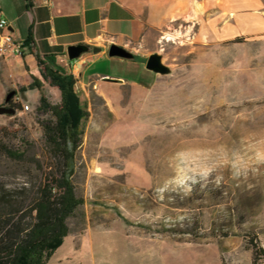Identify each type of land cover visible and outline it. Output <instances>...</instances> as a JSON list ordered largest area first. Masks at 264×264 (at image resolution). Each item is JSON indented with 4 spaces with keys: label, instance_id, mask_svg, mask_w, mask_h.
Here are the masks:
<instances>
[{
    "label": "rangeland",
    "instance_id": "rangeland-1",
    "mask_svg": "<svg viewBox=\"0 0 264 264\" xmlns=\"http://www.w3.org/2000/svg\"><path fill=\"white\" fill-rule=\"evenodd\" d=\"M253 13L243 22L254 26ZM196 30L148 29L123 46L135 58L91 64L89 73L126 81L82 77L84 62L75 65L88 111L73 176L83 203L43 264H264V35L198 43ZM150 54L165 71L145 67ZM9 66L22 110L0 112V125L18 128L8 140L21 146L22 123L38 152L39 91L23 66ZM29 67L58 101L34 59ZM35 175L0 156V183Z\"/></svg>",
    "mask_w": 264,
    "mask_h": 264
},
{
    "label": "crops",
    "instance_id": "crops-1",
    "mask_svg": "<svg viewBox=\"0 0 264 264\" xmlns=\"http://www.w3.org/2000/svg\"><path fill=\"white\" fill-rule=\"evenodd\" d=\"M246 10L254 12V26L243 22ZM0 18L6 19L7 30L15 41L30 37L41 58L71 72L76 81L75 65L81 62L82 77L106 79V74L89 73L91 64L108 56L111 43L127 46L141 40L148 29L164 32L174 23L184 25L186 32L196 27L193 37L198 43L264 35L262 0H0ZM77 43L88 45V49L68 62L66 49ZM26 59L31 66L33 55L27 53ZM10 63L23 66L19 54L0 56L5 93L14 83ZM120 80L126 81H116Z\"/></svg>",
    "mask_w": 264,
    "mask_h": 264
},
{
    "label": "trees",
    "instance_id": "trees-1",
    "mask_svg": "<svg viewBox=\"0 0 264 264\" xmlns=\"http://www.w3.org/2000/svg\"><path fill=\"white\" fill-rule=\"evenodd\" d=\"M22 43L43 77L58 89L59 100L47 99L40 81L30 73L27 53L21 52L24 70L39 91L35 120L42 131V144L38 152H31L34 142L25 137V126L18 123L22 144L16 146L8 139L18 136V128L0 125V156L36 172L28 183H0V264H43L44 254L68 234L67 218L83 203L73 176L88 111L75 91L76 78L41 58L30 37ZM5 104L15 112L22 110L15 92Z\"/></svg>",
    "mask_w": 264,
    "mask_h": 264
},
{
    "label": "water",
    "instance_id": "water-1",
    "mask_svg": "<svg viewBox=\"0 0 264 264\" xmlns=\"http://www.w3.org/2000/svg\"><path fill=\"white\" fill-rule=\"evenodd\" d=\"M88 49V45L84 43H77V44H71L67 47V57L69 60H74L78 58L83 52H85ZM107 54L109 57H118L123 59H133L135 58V55L124 48L121 45H118L116 43H111L108 46ZM145 67L148 70L156 71V72H163L166 70L165 66L160 61V57L157 54H150L145 62ZM109 80H117L113 78H108ZM14 94V91L11 90L7 93L4 101L7 102L9 98ZM0 112H6V113H14V109L8 107L7 105L0 106Z\"/></svg>",
    "mask_w": 264,
    "mask_h": 264
},
{
    "label": "built area",
    "instance_id": "built-area-1",
    "mask_svg": "<svg viewBox=\"0 0 264 264\" xmlns=\"http://www.w3.org/2000/svg\"><path fill=\"white\" fill-rule=\"evenodd\" d=\"M7 21L4 18H0V56L10 54H21L24 50H27L26 46H23V41H15L7 30Z\"/></svg>",
    "mask_w": 264,
    "mask_h": 264
},
{
    "label": "bare ground",
    "instance_id": "bare-ground-1",
    "mask_svg": "<svg viewBox=\"0 0 264 264\" xmlns=\"http://www.w3.org/2000/svg\"><path fill=\"white\" fill-rule=\"evenodd\" d=\"M165 38V37H164ZM166 39H171V36L167 35L166 36ZM197 41V40H196Z\"/></svg>",
    "mask_w": 264,
    "mask_h": 264
}]
</instances>
